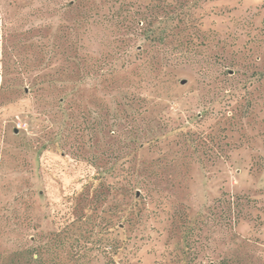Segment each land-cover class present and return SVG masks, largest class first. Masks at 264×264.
Instances as JSON below:
<instances>
[{
	"label": "rangeland",
	"instance_id": "1",
	"mask_svg": "<svg viewBox=\"0 0 264 264\" xmlns=\"http://www.w3.org/2000/svg\"><path fill=\"white\" fill-rule=\"evenodd\" d=\"M0 264H264V0H0Z\"/></svg>",
	"mask_w": 264,
	"mask_h": 264
},
{
	"label": "water",
	"instance_id": "2",
	"mask_svg": "<svg viewBox=\"0 0 264 264\" xmlns=\"http://www.w3.org/2000/svg\"><path fill=\"white\" fill-rule=\"evenodd\" d=\"M185 83V82H184Z\"/></svg>",
	"mask_w": 264,
	"mask_h": 264
}]
</instances>
